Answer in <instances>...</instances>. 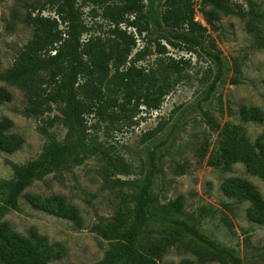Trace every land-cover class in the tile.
<instances>
[{
    "label": "trees",
    "instance_id": "16d2710c",
    "mask_svg": "<svg viewBox=\"0 0 264 264\" xmlns=\"http://www.w3.org/2000/svg\"><path fill=\"white\" fill-rule=\"evenodd\" d=\"M81 1L47 0L56 18L29 15L32 38L13 66L0 74V81L17 84L24 91L26 115L38 116L50 105L61 104L60 121L65 129L62 140L44 130L46 142L37 158L25 164L11 163L13 177L0 181V264H49L59 256L58 245L49 244L44 237L15 234L1 219L7 212L19 210L20 194L34 182L51 174L62 177L95 156L107 162L103 188L115 191L119 200L110 220L91 227V232L110 244L95 264H159L171 247L183 249L203 262L240 264L234 248L210 239L188 221L183 197L161 202L153 190L151 172L142 180L112 177L128 176L134 171L98 138L100 131L135 125V118L142 111L149 114L159 110L169 92L186 79L188 62L164 57V44L196 56L209 48L212 40L207 28L194 19L195 0ZM243 2L246 10L231 0H199L201 6L208 8L204 16L209 26L213 27L221 16L238 15L247 21L248 31L264 49V9L257 8L252 0ZM84 5L90 8L93 19L99 17L107 23L106 32L85 23ZM149 24L157 29V36L146 39L145 45L133 53L137 41L146 38ZM128 28L133 32H128ZM152 54L155 59L150 65H138ZM213 60L220 75V58L214 55ZM233 69L239 73L238 64L234 63ZM232 82L238 80L234 78ZM9 99L10 94L0 88V105ZM239 115L245 122L261 123L264 119L263 112L255 107H242ZM205 121L209 130L216 133V139L210 151L207 137L196 140V157L206 158L207 165L222 170L241 164L248 174L264 181V134L251 144L241 127L220 126L207 115ZM161 124L147 132L145 139L161 132ZM6 128L7 124L0 121V150L13 152L21 140L7 135ZM188 168V162H175L178 175ZM223 191L247 201L249 220L264 225V200L251 183L232 178L225 182ZM31 202L34 208L79 220L77 211L66 206L60 196H33ZM199 212L203 217L215 214L205 207ZM221 222L228 233L233 232L226 217Z\"/></svg>",
    "mask_w": 264,
    "mask_h": 264
},
{
    "label": "rangeland",
    "instance_id": "374dc122",
    "mask_svg": "<svg viewBox=\"0 0 264 264\" xmlns=\"http://www.w3.org/2000/svg\"><path fill=\"white\" fill-rule=\"evenodd\" d=\"M231 1L241 5L243 10L247 9L243 0ZM252 1L257 8L264 9V0ZM77 2L82 3L81 0ZM46 3L47 0H0V74L13 66L19 52L32 38L33 28L27 22L28 16L40 14L56 18L52 7ZM89 9L85 5L82 9L85 23L106 32L107 23L99 17L93 19ZM194 9L195 21L207 28L212 40L209 48L196 56L161 43L166 50L164 57L188 62L186 79L169 92L159 110L149 114L142 111L136 116L135 125L110 129L106 133L100 131L98 138L112 155L122 157L134 171L128 176L112 177L142 180L151 172L153 190L161 202L183 197V211L190 223L210 239L234 248L240 264H264V225L249 220L247 201L228 196L223 191L227 180L238 178L251 183L264 200V181L248 174L238 163L228 170L211 167L206 158L196 157L193 149L196 140L204 136L209 140V151L214 146L216 133L209 130L206 115L220 126L241 127L251 144L264 134V119L261 123L245 122L239 115L242 107L259 108L264 114V49L256 44L245 19L238 15L221 16L211 27L204 16L208 8L195 0ZM156 33L157 29L149 24L148 32L144 34L146 38L137 41L133 53L145 45L146 39L156 37ZM214 55L220 58V75ZM154 59L152 54L138 65H150ZM234 63L238 64V74L234 72ZM216 76L219 77L216 79ZM234 78L237 83L232 82ZM0 88L10 94L9 101L0 105V121L7 124V135L21 140L13 152L0 150V181H3L13 177L11 163L25 164L37 158L46 142L44 130L62 140L65 129L60 121L61 104L50 105L38 116H29L24 113L28 103L19 85L0 81ZM158 124L162 126L161 132L145 139V134ZM175 162H188V170L176 174ZM106 165V160L101 157H90L62 177L51 174L34 182L20 194L19 210L7 212L1 223L20 236L44 237L49 244L58 245L60 254L49 264L97 263L110 244L91 232V227L99 221L110 220L119 203L115 191L103 188ZM33 196L62 197L66 206L77 211L79 220L34 208ZM202 207L213 210L214 216L203 217L199 212ZM223 217L231 223L233 232L226 231L221 222ZM184 261L220 264L200 261L195 255L176 247L168 248L158 263L181 264Z\"/></svg>",
    "mask_w": 264,
    "mask_h": 264
}]
</instances>
